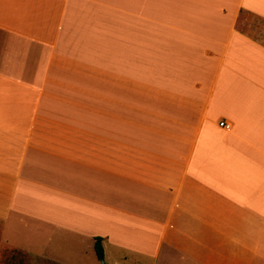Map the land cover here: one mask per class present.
I'll list each match as a JSON object with an SVG mask.
<instances>
[{
  "label": "crops",
  "instance_id": "crops-1",
  "mask_svg": "<svg viewBox=\"0 0 264 264\" xmlns=\"http://www.w3.org/2000/svg\"><path fill=\"white\" fill-rule=\"evenodd\" d=\"M243 14L264 0H0V255L83 264L100 238L112 264H264Z\"/></svg>",
  "mask_w": 264,
  "mask_h": 264
},
{
  "label": "rangeland",
  "instance_id": "rangeland-1",
  "mask_svg": "<svg viewBox=\"0 0 264 264\" xmlns=\"http://www.w3.org/2000/svg\"><path fill=\"white\" fill-rule=\"evenodd\" d=\"M242 21H244L245 27L243 28V30L247 33H250L251 36L255 39L261 40L263 42L264 45V20H261L258 17H255L253 15H249V14H243L242 15ZM244 26V24H241V26ZM94 251V247L91 249L90 251V255L91 258L89 259H85L83 264H112L111 262H109V260L107 259L105 262L103 260L99 261L96 257V254L93 253ZM11 254H4V255H0V264H10V261L13 262L14 259H19V261H21V264H24V262H27V258L26 257H17L13 256ZM89 256V257H90ZM114 259H119L118 256L113 255ZM131 260V257H130ZM25 262V263H26ZM117 264H122V263H118ZM126 264H133L132 261Z\"/></svg>",
  "mask_w": 264,
  "mask_h": 264
},
{
  "label": "trees",
  "instance_id": "trees-1",
  "mask_svg": "<svg viewBox=\"0 0 264 264\" xmlns=\"http://www.w3.org/2000/svg\"><path fill=\"white\" fill-rule=\"evenodd\" d=\"M94 251H95L97 259L99 261L103 260V249H102V246H101V239L100 238H96L95 239Z\"/></svg>",
  "mask_w": 264,
  "mask_h": 264
},
{
  "label": "built area",
  "instance_id": "built-area-1",
  "mask_svg": "<svg viewBox=\"0 0 264 264\" xmlns=\"http://www.w3.org/2000/svg\"><path fill=\"white\" fill-rule=\"evenodd\" d=\"M219 127L224 128V129H229L230 128V124L227 123L226 121H220L219 122Z\"/></svg>",
  "mask_w": 264,
  "mask_h": 264
},
{
  "label": "water",
  "instance_id": "water-1",
  "mask_svg": "<svg viewBox=\"0 0 264 264\" xmlns=\"http://www.w3.org/2000/svg\"><path fill=\"white\" fill-rule=\"evenodd\" d=\"M102 264H103V262H102Z\"/></svg>",
  "mask_w": 264,
  "mask_h": 264
}]
</instances>
